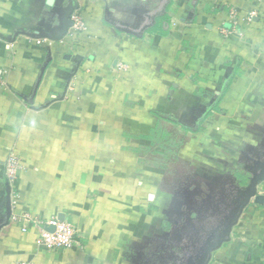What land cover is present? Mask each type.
<instances>
[{"label": "crops", "instance_id": "0c3cea01", "mask_svg": "<svg viewBox=\"0 0 264 264\" xmlns=\"http://www.w3.org/2000/svg\"><path fill=\"white\" fill-rule=\"evenodd\" d=\"M75 4L78 38L33 42ZM262 151L264 0H0V264H132L181 181L240 185ZM6 198L11 216L62 215L73 246H37ZM209 264H264V204Z\"/></svg>", "mask_w": 264, "mask_h": 264}, {"label": "flooded vegetation", "instance_id": "af4514ba", "mask_svg": "<svg viewBox=\"0 0 264 264\" xmlns=\"http://www.w3.org/2000/svg\"><path fill=\"white\" fill-rule=\"evenodd\" d=\"M262 153L255 160L262 161ZM237 171V177L242 175V182L254 168ZM229 172L222 177V183L198 175L190 181H181L173 190L181 199L170 202L156 233L139 245L132 256V264H199L206 249L218 241L243 200L240 196L243 183L236 185ZM221 175L216 174L218 178Z\"/></svg>", "mask_w": 264, "mask_h": 264}, {"label": "water", "instance_id": "95a60500", "mask_svg": "<svg viewBox=\"0 0 264 264\" xmlns=\"http://www.w3.org/2000/svg\"><path fill=\"white\" fill-rule=\"evenodd\" d=\"M49 4L51 1L48 2ZM78 9V6L75 4V6L66 9V12L64 14V22L62 24L61 19V25L59 27L58 33L54 35L46 34L43 36L37 35L33 38L35 39H47L49 41L58 42L62 40L68 32V29L72 26V22L70 20L71 15L73 12ZM244 180H240L241 183H243V187L241 188L240 196L243 197V200L241 204L236 208L235 212L231 216V220L229 221V224L227 228L224 230V232L218 237V241L209 246L205 254L203 255V258L201 259L199 264H208L211 259V254L218 250L224 243L229 242L231 239V232L232 228L236 226L238 223V220L240 216L242 215L245 208L248 207L249 204L262 206L264 204V192H259V187L264 184V159L262 161H257L254 164V171L248 172V177H243ZM6 181L7 191L9 193L10 191V185L8 181ZM264 191V187L261 188ZM260 189V190H261ZM11 217V210H10V198H6V220L9 221ZM59 221H64V217L62 215L58 216ZM48 231L52 232L54 230V227H48Z\"/></svg>", "mask_w": 264, "mask_h": 264}, {"label": "built area", "instance_id": "2783aa9c", "mask_svg": "<svg viewBox=\"0 0 264 264\" xmlns=\"http://www.w3.org/2000/svg\"><path fill=\"white\" fill-rule=\"evenodd\" d=\"M253 15H255V13H252L250 17H252ZM250 17L249 20H251ZM70 20L72 22V26L68 29L66 36L70 39H72V36L78 38L80 33L85 28L84 23L82 22L78 14H75L74 12L70 17ZM62 40L58 42H61ZM44 41H46L49 45L53 43V41H49L47 39H34L33 42L37 45H41ZM19 167L20 161L17 156L10 155L6 158L4 162V177L8 181L9 185L16 179ZM260 188L261 187H259V189ZM10 218L13 222H16L18 224L24 225L26 224V222H31L33 225L39 227L40 232L35 238V244L39 247H43L48 250L68 249L72 247L75 242V228L71 223H68L66 221H59L57 218H52L50 220H47L46 222H41L33 220L27 214H23L21 216H11ZM51 226L54 227V230L52 232L47 230V228ZM26 229L27 227H22V231H25Z\"/></svg>", "mask_w": 264, "mask_h": 264}, {"label": "trees", "instance_id": "16d2710c", "mask_svg": "<svg viewBox=\"0 0 264 264\" xmlns=\"http://www.w3.org/2000/svg\"><path fill=\"white\" fill-rule=\"evenodd\" d=\"M223 95H224V91H223V93H221V96L217 98V101H216V103H217V102H219L220 98H221V97H223ZM209 113H210V110H208V111H207V113H206V116H208V115H209ZM206 116H205V117H206ZM195 130H198V128H197V129H195Z\"/></svg>", "mask_w": 264, "mask_h": 264}, {"label": "rangeland", "instance_id": "374dc122", "mask_svg": "<svg viewBox=\"0 0 264 264\" xmlns=\"http://www.w3.org/2000/svg\"><path fill=\"white\" fill-rule=\"evenodd\" d=\"M261 188H263V185H261Z\"/></svg>", "mask_w": 264, "mask_h": 264}]
</instances>
